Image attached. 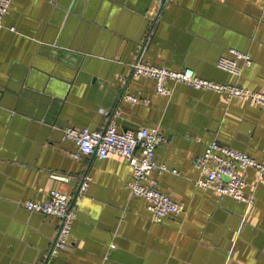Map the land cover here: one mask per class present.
I'll return each instance as SVG.
<instances>
[{"label": "crops", "instance_id": "obj_1", "mask_svg": "<svg viewBox=\"0 0 264 264\" xmlns=\"http://www.w3.org/2000/svg\"><path fill=\"white\" fill-rule=\"evenodd\" d=\"M155 1L10 0L0 27V264L42 263L58 219L21 203L71 195L83 174L66 242L45 264H264V178L240 170L244 204L196 186L192 166L211 139L264 158V106L169 80L158 94L129 68L140 55L264 94V0ZM230 49L250 57L237 76L214 65ZM115 109L117 130H160L153 158L165 169L149 175L183 205L178 214L150 219L124 158L70 155L62 130L102 128Z\"/></svg>", "mask_w": 264, "mask_h": 264}, {"label": "built area", "instance_id": "obj_2", "mask_svg": "<svg viewBox=\"0 0 264 264\" xmlns=\"http://www.w3.org/2000/svg\"><path fill=\"white\" fill-rule=\"evenodd\" d=\"M165 0H156L159 9ZM10 0H0V27L1 20L9 6ZM157 14V12H156ZM9 29H12L10 27ZM250 57L246 52L230 49L228 54H220L214 65L233 76L240 74L243 66H249ZM130 73L149 77L154 82V89L158 94L168 95L170 88L165 81L180 82L195 89H209L221 93L225 98L243 97L250 104L264 106V94L249 90L234 83H222L212 79L200 77L189 68L169 69L164 66L150 64L136 56L129 63ZM123 97L130 101L136 99L128 94ZM118 111L112 110L102 128L66 127L62 136L75 144V151L70 152L72 157L86 155L104 158L115 155L126 160L131 169V178L128 183L131 194L145 200V206L154 222L160 221L167 215H175L183 210V205L161 192L156 186V180L150 177V171L157 168L165 169L163 164L154 161V148L163 140V135L157 127L140 126L134 130H117L114 116ZM192 166L198 172L194 184L201 188H209L220 196H227L244 204L252 202V197L245 195L243 187L245 181L240 170L249 167L256 171L258 178H264V158L255 159L244 151L221 144L214 139L209 140L201 153L192 158ZM89 176H80L77 186L71 195L56 189L48 192L44 200H23L21 206L27 211L39 212L55 216L57 226L50 239L49 246L44 253L41 264H45L53 257L66 242L71 224L76 216L77 202L84 193Z\"/></svg>", "mask_w": 264, "mask_h": 264}]
</instances>
